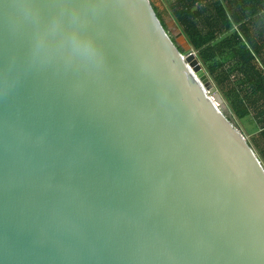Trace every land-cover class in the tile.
I'll use <instances>...</instances> for the list:
<instances>
[{"label": "water", "instance_id": "obj_1", "mask_svg": "<svg viewBox=\"0 0 264 264\" xmlns=\"http://www.w3.org/2000/svg\"><path fill=\"white\" fill-rule=\"evenodd\" d=\"M167 25L0 0V264H264V163Z\"/></svg>", "mask_w": 264, "mask_h": 264}, {"label": "trees", "instance_id": "obj_2", "mask_svg": "<svg viewBox=\"0 0 264 264\" xmlns=\"http://www.w3.org/2000/svg\"><path fill=\"white\" fill-rule=\"evenodd\" d=\"M153 5L174 40L164 12ZM168 13L198 50L232 115L249 120L248 139L264 163V0H174Z\"/></svg>", "mask_w": 264, "mask_h": 264}, {"label": "rangeland", "instance_id": "obj_3", "mask_svg": "<svg viewBox=\"0 0 264 264\" xmlns=\"http://www.w3.org/2000/svg\"><path fill=\"white\" fill-rule=\"evenodd\" d=\"M155 2H158V0H154ZM166 21L169 23V16L167 17L166 16ZM173 31V30H172ZM177 34V31H173ZM198 58V57H197ZM210 77V75H209ZM211 81L214 83L213 79L210 77ZM216 84V83H214ZM221 97H222V100H223V103H222V106L221 108L224 109V111L226 112V115L229 116V118H232L233 120V123L235 124V126L241 130V132L246 136V138H250L252 136V134L249 133L248 129H246V126H248V122L246 121H249V120H246V121H239L237 118H235L233 115H232V111L230 109V107L228 106V103L224 97V95L221 93V91L218 89Z\"/></svg>", "mask_w": 264, "mask_h": 264}, {"label": "crops", "instance_id": "obj_4", "mask_svg": "<svg viewBox=\"0 0 264 264\" xmlns=\"http://www.w3.org/2000/svg\"><path fill=\"white\" fill-rule=\"evenodd\" d=\"M153 3L156 6L160 7V10L164 12L165 16H169V23H171V20L173 18L170 17L168 11H169V5L174 1V0H158V2H155L154 0H152ZM168 23V22H167Z\"/></svg>", "mask_w": 264, "mask_h": 264}]
</instances>
